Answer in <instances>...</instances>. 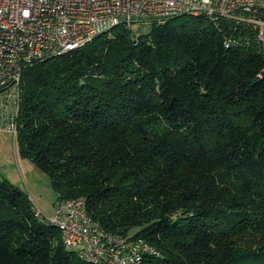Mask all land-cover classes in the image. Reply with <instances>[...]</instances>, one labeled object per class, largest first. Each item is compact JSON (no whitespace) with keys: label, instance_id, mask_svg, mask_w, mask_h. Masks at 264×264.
I'll return each instance as SVG.
<instances>
[{"label":"trees","instance_id":"16d2710c","mask_svg":"<svg viewBox=\"0 0 264 264\" xmlns=\"http://www.w3.org/2000/svg\"><path fill=\"white\" fill-rule=\"evenodd\" d=\"M181 17V19H179ZM28 65L19 151L145 264H264V47L246 21L183 14ZM230 45H226V42ZM0 175V264H96Z\"/></svg>","mask_w":264,"mask_h":264},{"label":"built area","instance_id":"2783aa9c","mask_svg":"<svg viewBox=\"0 0 264 264\" xmlns=\"http://www.w3.org/2000/svg\"><path fill=\"white\" fill-rule=\"evenodd\" d=\"M183 14L205 15L214 22L220 17L246 21L258 29L257 39L264 47V0H0V92L10 96V101L0 103V116H8L12 101L16 107L5 128L16 136L22 76L28 65L84 46L121 23L140 22L149 28ZM30 199L35 214L60 229L66 248L93 263L145 264L148 255L163 256L141 236L106 230L88 214L83 197L60 199L52 216Z\"/></svg>","mask_w":264,"mask_h":264},{"label":"rangeland","instance_id":"374dc122","mask_svg":"<svg viewBox=\"0 0 264 264\" xmlns=\"http://www.w3.org/2000/svg\"><path fill=\"white\" fill-rule=\"evenodd\" d=\"M133 28L139 33L142 27L134 23ZM4 101H10V96L8 92L1 91L0 103ZM15 108L12 101L8 121L0 120V175L31 193L34 196V203L45 215L50 216L55 213V205L59 201V194L52 184L50 174L41 169L31 158L22 154L17 148L14 133L8 128L3 129L11 123Z\"/></svg>","mask_w":264,"mask_h":264},{"label":"crops","instance_id":"0c3cea01","mask_svg":"<svg viewBox=\"0 0 264 264\" xmlns=\"http://www.w3.org/2000/svg\"><path fill=\"white\" fill-rule=\"evenodd\" d=\"M11 107H12V106L10 105L9 109H11ZM1 112L3 113L4 110L2 111V109H1ZM9 115H10V114H9V112H8V116H7V117L2 118V117L0 116V120L2 119L1 121H4V120L6 119V120L8 121ZM1 123H2V122H1ZM3 123H4V122H3ZM4 127H5V126H4ZM3 129L5 130V129H7V128H3ZM15 139H16V136H15ZM28 193H29V192H28ZM29 195H30V197H31L32 199H34V196H33L31 193H29ZM52 215H54V214H52ZM52 215H50V216H52ZM47 216H49V215H47Z\"/></svg>","mask_w":264,"mask_h":264}]
</instances>
